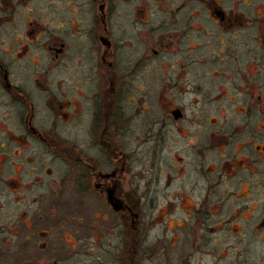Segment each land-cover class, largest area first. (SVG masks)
<instances>
[{
  "label": "flooded vegetation",
  "instance_id": "obj_1",
  "mask_svg": "<svg viewBox=\"0 0 264 264\" xmlns=\"http://www.w3.org/2000/svg\"><path fill=\"white\" fill-rule=\"evenodd\" d=\"M73 256L264 264V0H0V264Z\"/></svg>",
  "mask_w": 264,
  "mask_h": 264
},
{
  "label": "rangeland",
  "instance_id": "obj_2",
  "mask_svg": "<svg viewBox=\"0 0 264 264\" xmlns=\"http://www.w3.org/2000/svg\"><path fill=\"white\" fill-rule=\"evenodd\" d=\"M76 215V214H75ZM73 221L65 222L59 231L56 242L62 251H79L78 233H75ZM63 231L65 233L63 234ZM68 242V243H67ZM77 247L74 249L73 247ZM160 259V258H159ZM71 264H78V256H73ZM156 264H165L163 259L157 261Z\"/></svg>",
  "mask_w": 264,
  "mask_h": 264
}]
</instances>
